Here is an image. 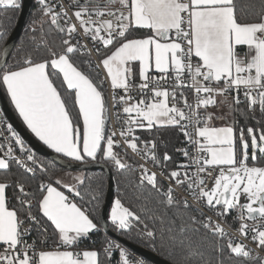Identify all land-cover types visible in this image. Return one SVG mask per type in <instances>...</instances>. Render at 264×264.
<instances>
[{"label": "snow or ice", "instance_id": "6c2138e0", "mask_svg": "<svg viewBox=\"0 0 264 264\" xmlns=\"http://www.w3.org/2000/svg\"><path fill=\"white\" fill-rule=\"evenodd\" d=\"M36 2L37 18L31 26L35 32V25H40L39 44L47 55L36 60L29 52L12 66L0 62V86L24 124L44 145L73 161L96 162L99 157L117 169L132 168L113 150L116 133L106 135L105 81L98 79V73L96 78L91 74L90 57L95 51L99 58L96 67L105 71L113 90L112 107L119 109L117 121H121V112L126 115L119 132L123 144L142 160L150 159L161 170L160 176H164L172 157L167 151L157 154L155 137L141 141L134 136L136 128L152 131L178 127L191 148L177 149L187 163L167 171L166 189L156 172L150 173L144 163L137 162L138 187H148L136 199L144 202L136 210L115 199L107 215L113 230L129 235L135 229L154 249L165 250L171 264H264V257H253V250L243 241L227 238L224 242L227 232L221 223L235 211L233 221L240 222L239 234L246 239L250 235L257 248L264 251V0ZM0 8L20 9L21 0H0ZM45 23L62 37L59 43L48 42ZM137 30L149 34L133 36ZM7 35V29L0 26V39ZM74 38L76 44L71 43ZM80 39L90 40L92 48ZM241 46L247 49L242 55L238 51ZM153 69L159 76L150 75ZM137 71L139 85L135 84ZM169 80L171 90L161 87ZM186 85L195 91L194 106L178 91ZM117 89L124 95L116 96ZM134 90L143 94L140 99L132 95ZM230 92H235L228 104L230 112L255 120L259 109L261 117L256 121L259 127H241L238 137L235 121L214 127L210 123L212 113L200 112L202 106L206 109L224 104L226 100L218 97ZM180 98L183 108L178 106ZM241 103L247 105L246 110L239 108ZM190 126L192 132L187 130ZM7 131L25 153L24 142L11 125ZM12 162L25 173L35 171L27 166V162L36 164L34 154L27 152L26 159H20L9 146L0 157V170H9ZM213 177L214 182L207 186L206 178ZM76 179L83 182L79 176ZM14 185L19 189L15 197L19 209L8 208L9 181L0 182V264H102L99 250H70L82 238L100 230L88 208L70 200L50 182L39 185L38 197L26 192L20 181H14ZM63 187L80 196L74 186ZM176 188L183 189L182 198L177 197ZM87 203L98 212L99 192ZM204 208L214 212L218 220L205 216ZM25 223L30 226L24 228ZM33 227L37 237L29 243L26 237ZM113 249L119 251L117 264H144L105 237V255L111 257Z\"/></svg>", "mask_w": 264, "mask_h": 264}, {"label": "trees", "instance_id": "16d2710c", "mask_svg": "<svg viewBox=\"0 0 264 264\" xmlns=\"http://www.w3.org/2000/svg\"><path fill=\"white\" fill-rule=\"evenodd\" d=\"M22 2V0H21ZM103 2H107V0H103ZM38 4L36 0H33L31 12L28 18V21L26 23L25 28L22 30L12 52L9 57V60L7 62L8 66H12L14 63H19L24 58H26L27 54L31 52L33 54V58L36 60H40L44 58L47 55L46 49L39 44V38L42 35V33L39 31L40 25H35L36 31L33 32L31 21L35 18H37L34 14L37 12ZM20 9H3L0 8V26L7 29L8 35L5 39H0V58H1V52L3 49V46L5 44V41L11 34L16 21L19 16ZM62 23V20H61ZM44 32L49 33V35L46 37L49 43L52 41H55L56 43H59L61 40V36L57 34L54 29H49V24L45 23L44 25ZM149 34L147 30H137L132 33L133 36H143ZM71 43L75 44V39L71 41ZM80 56H83V53L79 54ZM85 60L89 59L87 56H83ZM92 61V69L91 74L94 78L97 77V73L99 74L98 79H103V76L99 70V68L96 67V62L90 57ZM73 60L79 63V60L77 57H73ZM57 85H59V81H57ZM11 109L15 113L16 117L22 122L20 117L18 116L16 110L14 109L12 103L9 100V97L7 95L6 90L0 86ZM63 91V90H62ZM103 92L105 95V99L107 101V87L104 82L103 85ZM65 96L67 95V92L63 93ZM74 95V94H73ZM223 109H225V116L221 118V116H215L216 119H222V123H226L228 125L233 124L235 121V129H236V136H239L240 128L243 127L246 128L248 126L253 127H259V125L256 123L257 120H260V112L259 109H257L255 116L256 119H251L249 117H246L240 113H232L229 110L228 104H223ZM240 109L246 110L247 105L245 103H241L239 105ZM251 114H249L250 116ZM108 117V113H107ZM23 124V123H22ZM24 125V124H23ZM80 126L82 128V121L80 122ZM109 134V128H108V118L106 120V135ZM135 136L139 137L141 141H151L154 137L157 141V154L160 155L164 151H167L168 154L172 157V160L168 162L167 165V171L174 170L176 165L180 164L183 160V156L181 152H178L177 149H181L182 144V133L177 127L169 126V127H163L154 129L152 131H149L147 129H141L137 130L135 132ZM24 142V141H23ZM144 145V144H143ZM151 147V145H149ZM24 148L27 152H31L34 154L36 158V165H37V172L34 175H30L29 173H25L24 171L20 170L15 163H11L9 170H0V180H8L9 181V187L7 189V197H8V204L7 206L11 209H19L20 204L18 203L17 199L15 198L17 195H19V189L15 187L14 181H20L24 187L26 188V192H30L34 194V196L39 195V185L47 180L48 182H54L55 177L58 175L59 172L64 171L63 168H61L59 165L55 164L53 161L45 158L44 156L37 154L33 152L28 145L24 143ZM114 152L118 154L119 157L122 159H125L132 165V168L126 169V170H120L117 169L112 163L110 162H104L101 161L100 158H97V161L102 162L110 167L115 183V193L114 197L120 198L123 203H125L126 206L133 207L134 209L138 210L141 203H143V200L137 201L136 196L139 192L146 191V188L148 187L145 185V188L138 187L140 181L137 178L136 173V166H137V160L126 150L119 148L115 144L114 146ZM60 155V154H58ZM65 159L71 160L68 157H65L63 155H60ZM88 162V161H86ZM46 169V170H42ZM167 171H165L167 175ZM84 178L83 182L80 183L76 190L80 192V196H77L75 193L72 195L76 199V202L79 205H83L85 208L89 209V212L91 216L94 218V222H97L99 225V212L102 208L106 191H107V177L106 174L103 171H84ZM159 182H161L164 185V188L166 184L158 179ZM98 191L100 194V206L98 212L92 211L91 206L87 203L92 195L95 194V192ZM32 198V197H30ZM154 205H149V207H153ZM34 209L37 212V207L34 205ZM111 210V208H110ZM228 217V216H227ZM23 218V217H22ZM109 224L111 229V222L109 220ZM151 226V223H150ZM158 226V225H157ZM51 231V229H49ZM120 234V233H119ZM122 235V234H120ZM93 238L92 242H89L88 238H82L80 241V244L85 245L88 249H94L100 251L99 259L102 262V264H117V261L119 259V252L112 253L111 257H108L103 252V247L105 246V236L100 233V231H94L90 233V235ZM126 240L132 242L133 244L146 248L156 254H158L163 259L169 261L171 263V260L165 250H161L159 248L154 249L150 242L146 240V238L140 236L139 232L135 229L132 231L129 235H122ZM227 237L224 238V242H226ZM229 255V253L226 251L225 256ZM259 257V256H254ZM235 259V258H234ZM152 264L151 262H149Z\"/></svg>", "mask_w": 264, "mask_h": 264}, {"label": "built area", "instance_id": "2783aa9c", "mask_svg": "<svg viewBox=\"0 0 264 264\" xmlns=\"http://www.w3.org/2000/svg\"><path fill=\"white\" fill-rule=\"evenodd\" d=\"M69 0H65V3H68ZM72 11H75V9H72ZM107 18V17H106ZM73 23H76L74 17H73ZM62 24H63V20H62ZM75 39V44L77 43V38H74ZM80 43L82 44H87L89 48H92V42L90 40H84V39H80L79 40ZM92 58L94 59V61L96 62V64L98 63V58H97V55L95 53V51L92 52ZM197 62L196 59L193 60V63L195 64ZM101 74H102V68H99ZM150 75L152 76H159V73H150ZM103 76V74H102ZM104 78V76H103ZM140 83V79H137L135 80V84L136 85H139ZM190 83V81H189ZM106 84V87H107V106H108V128H109V134L112 133V132H115L116 133V136L114 137V139L117 141L116 145L119 146V148L121 149H124L126 150L128 153H130L139 163H144L145 166L149 169V172H156L158 174L157 178L162 180L166 186L168 187V184H169V181L165 179V176L166 173H164V176H160L159 173H160V169L158 167H156L151 161L150 159H145V160H142L139 156L135 155L132 153L131 149L127 148V146L125 144H123V141H122V138L120 137L119 135V132H120V127H121V122L123 121V119H126V115L123 114L121 112V121H117L116 119V113L117 111H119V109H116V108H113L112 107V101H111V98H112V94H113V90L111 89V86L108 84V82L105 83ZM161 87H165V88H168L169 90H171L172 88V81L169 80L167 84H162ZM178 91L180 92H183L184 95L187 97V100H188V103H191L193 104V106L195 105V91L194 89H191L190 87H188L187 85L183 88H180L178 89ZM116 96H120V95H124V91L122 89H117L116 90ZM132 95L138 100L141 98V96L143 95L142 93H139L137 90H134L132 92ZM235 96V92H230L226 95V97H218V99H225L226 102L224 104H229L232 102V99L233 97ZM240 100L243 101L244 100V96H243V92L241 91L240 93ZM172 104V100H171V97H169V106H171ZM179 107L183 108L184 107V101H183V98H180L179 100V104H178ZM220 107V104L217 105V106H208L206 109L202 106L200 108V112L203 114L205 112H208V113H215ZM184 110L187 112V109L184 108ZM183 123V122H182ZM8 125H10V123L7 121L2 109H1V106H0V155L3 157L4 156V153L7 151V148L9 146H11L13 148V155L17 158H20V159H26V155L27 153H21L20 151V146L19 145H16L15 144V138L12 137L11 133H9L7 131V127ZM203 126V125H201ZM178 128V127H177ZM13 129V127H12ZM180 130V128H178ZM14 130V129H13ZM137 130H141L140 128H136L135 131L133 132V135L135 136V132ZM189 132H192L193 131V126H190L188 129H187ZM15 131V130H14ZM180 132L182 133V136H183V139H182V144H181V149L182 148H186L188 147L189 150L191 151V148L189 145H187L186 143V137L184 136L183 132L180 130ZM141 148L144 147L143 143H141L139 145ZM183 156V155H182ZM14 163V162H13ZM181 163H187V159L183 156V160ZM180 163V164H181ZM16 165V164H15ZM20 170L24 171L23 168H21L20 166L16 165ZM27 166L28 167H33L35 169L34 173H29L30 175H34L36 174L37 172V165H33L31 162H27ZM136 173H137V178L139 180V177H140V171H139V168L138 166H136ZM189 171H194V169H190ZM25 172V171H24ZM140 181V180H139ZM48 181L45 180L44 183H47ZM214 182V177L212 179H207L206 178V184L207 186H211V184ZM173 183V186L174 185V182ZM25 188V187H24ZM166 189V187H165ZM25 191H26V188H25ZM176 194H177V197L178 198H182L184 196V191L183 189H180V188H176ZM69 199L70 200H73V202L77 203L76 202V199L74 198V196L72 195H68ZM117 199L116 197L113 198V201ZM191 198L189 197V200ZM241 202H244L243 200ZM32 212L35 214L37 213L36 210L34 209V206L32 208ZM203 212H204V215L205 216H208V217H211L213 221H216L218 220V217L215 215L214 212L212 211H209L207 208H204L203 209ZM236 216V212L233 211L230 215H228V217L224 218L221 223H222V226L225 228L226 232H227V238H234L237 242L239 241H243L249 249H252V256H259V257H264V251H260L258 248H257V245L256 243H254L252 240H251V236L249 235V237L246 239L245 237L241 236L239 234V232L237 231V229L239 228V224L240 222L239 221H233V217ZM248 223H252L251 221H247ZM30 225L29 223H25L23 225L24 228H28ZM100 228V227H99ZM100 233L102 235H104L105 237L119 243L121 246L125 247L128 252L130 253V256L133 258V259H141L144 261V264H150L149 261H147L143 256L139 255L138 253L132 251L131 249H129L125 244H123L121 241H118L114 238H112L111 236L107 235L101 228H100ZM37 237V232L35 230V227H33V230L28 234V236L26 237L27 241L29 243L32 242V240L36 239ZM88 240L89 242H92L93 241V238L91 236L88 237ZM52 241H49V244H51ZM88 248L83 245V244H78V246L76 248H73V249H70V250H73V251H82V250H87ZM119 252L118 250L116 249H113V252Z\"/></svg>", "mask_w": 264, "mask_h": 264}, {"label": "water", "instance_id": "95a60500", "mask_svg": "<svg viewBox=\"0 0 264 264\" xmlns=\"http://www.w3.org/2000/svg\"><path fill=\"white\" fill-rule=\"evenodd\" d=\"M33 0H22L21 2V8L19 11V16L16 21V24L5 41V44L3 46L2 52H1V58L0 62H8L9 57L11 55V52L22 32V30L25 28L26 23L28 21L31 8H32ZM5 45L8 48L7 52H4ZM0 66H2V63H0ZM0 106L1 109L7 119V121L10 123V125L13 127L15 132L20 136V138L24 141L26 145L29 146V148L45 158L53 161L55 164L59 165L64 170L68 171H103L106 174L107 177V191L105 195V199L102 205V208L99 212V227L109 236L112 238L121 241L123 244H125L129 249L132 251L138 253L139 255L143 256L147 261L151 262L152 264H171L169 261L163 259L158 254L137 246L133 244L132 242L126 240L122 235H120L118 232L111 229L109 220L107 219V215L110 213V208L113 202L114 193H115V183L112 175V171L109 166L106 164L96 161V162H77L73 160H68L63 158L62 156L58 155L51 149L47 148L44 144H42L39 140H37L33 134L26 129V127L22 124V122L16 117L15 113L11 109L1 87H0Z\"/></svg>", "mask_w": 264, "mask_h": 264}, {"label": "crops", "instance_id": "0c3cea01", "mask_svg": "<svg viewBox=\"0 0 264 264\" xmlns=\"http://www.w3.org/2000/svg\"><path fill=\"white\" fill-rule=\"evenodd\" d=\"M247 49H246V47H243V46H241V47H239V49H238V51L240 52V54L242 55L245 51H246ZM136 67H137V69H138V63L136 64ZM102 68V67H101ZM150 73H158V72H156L154 69L153 70H151V72ZM102 74H103V76H104V81H105V83L106 82H108V84L110 85V81H108L107 79H106V73H105V71L102 69ZM137 79H139V76H138V71H137V75H136V77H135V80H137ZM111 86V85H110ZM9 97V96H8ZM9 100H10V97H9ZM10 102H11V100H10ZM13 105V104H12ZM222 106H223V104H220V109H222ZM13 107H14V105H13ZM14 109H15V107H14ZM16 110V109H15ZM17 112V111H16ZM216 113V112H215ZM215 113H212V115H213V119L211 120V126H214V127H223V126H227L228 124H224V123H222V122H220L221 120L220 119H216V117H215ZM17 114H18V116H19V113L17 112ZM20 117V116H19ZM20 119L22 120V118L20 117ZM218 120H220L219 122V124H217V121ZM22 123L24 124V122H23V120H22ZM222 123V124H221ZM24 126L26 127V129H28L27 128V125L26 124H24ZM28 131H30L31 132V130L30 129H28ZM32 133V132H31ZM33 134V136L37 139V140H39V138L38 137H36L35 136V134L34 133H32ZM40 141V140H39ZM42 144H43V142L42 141H40ZM46 146V145H45ZM47 147V146H46ZM48 148V147H47ZM52 150V149H51ZM53 151V150H52ZM60 155H62V154H60ZM0 157H2L1 155H0ZM71 159V158H70ZM80 177L81 178V180H83V178H84V173L82 172V171H68V170H64V171H61V172H59L58 173V175L55 177V179H54V182H50V183H52L53 184V186L54 187H57V189L58 190H60V191H62V192H64V194L65 195H73L75 192H69L68 191V189L67 188H64L63 187V185L64 184H68V185H72V186H74L75 187V189H76V187L80 184V182L79 181H77V177ZM57 181H59L60 183L58 184L57 183ZM0 182H3V180H0ZM47 183H49V182H47ZM78 204V203H77ZM79 205V204H78ZM9 208V207H8ZM9 209H11V208H9ZM42 215V214H41ZM46 219V218H45ZM50 223V222H49ZM98 227H99V225H98ZM87 250H94V249H87Z\"/></svg>", "mask_w": 264, "mask_h": 264}, {"label": "rangeland", "instance_id": "374dc122", "mask_svg": "<svg viewBox=\"0 0 264 264\" xmlns=\"http://www.w3.org/2000/svg\"><path fill=\"white\" fill-rule=\"evenodd\" d=\"M98 58V57H97ZM99 59V58H98ZM225 109H218L217 111H216V113L214 114L215 116H221V117H223V116H225L226 114H225ZM221 121H222V119H220ZM220 120H218L217 121V124H219L221 121ZM220 121V122H219ZM222 124V123H221ZM225 124V123H224Z\"/></svg>", "mask_w": 264, "mask_h": 264}]
</instances>
